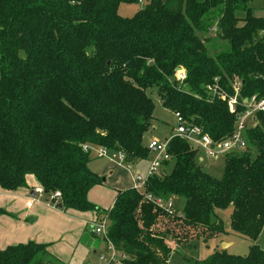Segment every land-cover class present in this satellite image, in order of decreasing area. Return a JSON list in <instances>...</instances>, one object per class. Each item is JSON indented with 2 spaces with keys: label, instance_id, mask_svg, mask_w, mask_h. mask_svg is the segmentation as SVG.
<instances>
[{
  "label": "trees",
  "instance_id": "trees-1",
  "mask_svg": "<svg viewBox=\"0 0 264 264\" xmlns=\"http://www.w3.org/2000/svg\"><path fill=\"white\" fill-rule=\"evenodd\" d=\"M140 1L132 17L119 16L120 5ZM249 1L0 0V189H25L32 176L45 196L60 194L56 207L99 217L105 212L87 200L102 183L88 167L91 149L120 154L124 165L147 160L153 89L187 124L214 141L229 138L236 115L207 88L228 99L239 84V105L264 96V17ZM216 22V38L227 47L210 55L200 35ZM179 68L182 84L174 79ZM256 121L245 132L246 150L225 156L219 180L186 142L172 139L163 163L169 170L149 177L146 192L183 199L182 215L168 216L134 189L119 192L106 212L108 238L127 259L113 264H167V240L178 248L218 237L224 230L216 212L230 207V231L256 241L264 228V113ZM47 259L48 245L33 242L0 251V264H51ZM196 264H264V250L216 251Z\"/></svg>",
  "mask_w": 264,
  "mask_h": 264
},
{
  "label": "rangeland",
  "instance_id": "rangeland-1",
  "mask_svg": "<svg viewBox=\"0 0 264 264\" xmlns=\"http://www.w3.org/2000/svg\"><path fill=\"white\" fill-rule=\"evenodd\" d=\"M143 6V2L136 5L122 4L118 8V14L123 18H130ZM249 8L254 11L256 16H262L264 12V0H250ZM239 16L242 17V13H240ZM200 37H202L203 40L208 39L207 48L210 55L222 52L227 47L225 42L216 38V34L209 32L208 34L200 35ZM149 96L154 104V113L151 127L143 139V145L145 147L152 140L164 142L177 128L174 114L161 106L155 89L152 90ZM190 149L194 150L191 147ZM250 151L251 155L254 157L256 154L255 150L250 149ZM96 153L97 150L92 152V158L88 167L93 174L101 181L104 180V182L93 186L89 190L87 200L91 205L100 209L101 212L106 213L112 202L116 199L118 193L127 190V184L131 185V182L130 177L129 183L125 177L129 175L128 170L114 163L117 162L116 155L110 152L107 157L97 158ZM111 157L113 158V162L111 161ZM151 158L150 156L147 159L148 161L142 160L131 164L130 173L134 174L138 171L144 177L147 173L148 162ZM224 160L225 157L211 160L201 151H199L196 156V161L201 169L216 180L222 177ZM168 170L169 167L165 170L162 169L159 174ZM39 197H41L39 204H35L30 209L27 207L28 202L20 197L18 193L15 195L0 194V209L6 213L0 217V219H4L0 222L2 225L0 227L5 229V231H15L17 235H32L34 240L28 242L48 245L50 255L53 254L59 258L58 263V261L54 262L49 256L47 262L51 261V264H68L67 261L70 258L71 260L73 259L70 264H76L75 260L78 258L81 259L80 264H94L92 261H89L92 257L88 252V245L93 242L103 243V241L91 236V230L88 226L86 230H84L82 223L78 220H85L86 217H76L73 215V212H70L71 210H51L45 206V204L48 203V197L45 195H40ZM183 206V199H174L172 211L175 216L178 217L182 215ZM32 213H36V215H32ZM231 213V207L224 211L216 212L217 217L222 222L224 230L223 234H220L218 237L211 239L200 238L199 240L188 242V245H181L178 248L174 242L167 240L166 243L170 249L167 264H196L197 262L205 260L216 251H225L227 254L234 256H246L252 245H257L264 250V228L259 234L258 239L254 242L237 236L233 234L229 228ZM31 218H36V221L30 222ZM101 245L103 246L100 255H106L107 250L104 243Z\"/></svg>",
  "mask_w": 264,
  "mask_h": 264
},
{
  "label": "built area",
  "instance_id": "built-area-1",
  "mask_svg": "<svg viewBox=\"0 0 264 264\" xmlns=\"http://www.w3.org/2000/svg\"><path fill=\"white\" fill-rule=\"evenodd\" d=\"M262 17H264V12L262 13ZM217 31L218 29L216 22L210 27L209 32L216 34ZM174 79L178 84H182L185 80V72L180 68L176 69ZM239 86L240 85L237 83L232 86L234 91V97L228 99L224 93L218 91V88L216 86L207 88L208 92L212 93L213 95H217L222 100H226L229 113L236 115L235 129L229 138L219 142L214 141L208 135L204 134L201 128L187 124L179 113H174L177 128L170 135V137H168V139L164 142L152 140L147 144V150L150 152V154L153 153L154 156L148 162L147 173L144 177L138 171L133 174V189L142 194L147 202L153 204L158 209L164 211L168 216L174 215L172 211L173 201H164L151 196L149 193L146 192V181L149 177L159 175V173L163 169V163L170 160V157L167 154L166 150L169 142L172 139H181L182 141L186 142L197 153L201 151L206 155L207 158L211 160H217L220 157H225L229 154L242 153L246 150L247 143L245 139V132L248 128H253L256 126V115L264 113V96H253L250 99H244L241 101V105H239L237 100ZM239 108H241L240 111ZM107 156V150L97 149V158H104ZM116 157L118 163L123 165L127 170H131V165H124V158L122 155L117 154ZM33 194L34 197L40 195L43 196L44 192L41 188H36L33 190ZM47 197L49 206L57 208L56 204L60 200V194L56 192ZM35 201V198H30L27 207L30 208L31 204ZM88 226L91 230V233L95 237L103 241L107 250L106 255L99 254L97 256V260L94 264H113L127 259L125 255L115 251L109 241V222L107 213H101V215L99 217H96L91 223H89Z\"/></svg>",
  "mask_w": 264,
  "mask_h": 264
},
{
  "label": "crops",
  "instance_id": "crops-1",
  "mask_svg": "<svg viewBox=\"0 0 264 264\" xmlns=\"http://www.w3.org/2000/svg\"><path fill=\"white\" fill-rule=\"evenodd\" d=\"M97 150L96 148L95 149H92L91 151V154L93 151ZM110 152H108V155H109ZM112 153V152H111ZM114 155H116L115 153H113ZM151 157H153V153L150 154ZM149 156V157H150ZM109 161H110V158H109ZM111 161L113 162V158L111 157ZM122 167H124L123 165H121L120 163L118 162H114ZM127 170V169H126ZM129 175H126V179L128 180V183H129V177H130V182H131V185L130 184H127V190L128 189H133L134 188V180H133V173H130L131 171H129ZM119 181V180H118ZM104 182V180H103ZM116 184V183H115ZM26 185H27V188L25 189H21L17 192H5L3 190L0 189V194H19L20 197H22L23 199H25L27 202H29V199L30 198H35V202L31 204L30 206V209L35 205V204H39V200L41 197L39 196H35L34 197V194H33V190L36 189V188H39L36 180L32 177V176H27L26 177ZM114 201L112 202L111 206L108 208V210L111 209L112 205H113ZM45 206L47 208H50L51 210H58L57 208L56 209H53V207L49 206L48 203L45 204ZM70 212H73V211H70ZM32 215H36V213H32ZM73 215H75L76 217H86L85 220H78L79 222L82 223L83 227H84V230H86L87 226L89 225V223H91L95 218V214L94 213H76V212H73ZM72 218V217H71ZM79 219V218H77ZM4 220V219H3ZM2 219H0V222L3 221ZM35 221H36V218H35ZM0 226H2L0 224ZM89 227V226H88ZM91 236H93L94 238L96 239H99L97 237H95L91 232H90ZM83 235V234H82ZM27 239V240H26ZM34 240L33 236L28 234L27 236L25 235H17L15 233V231H10V230H7L5 231V229H2L0 227V251L6 249L7 247L9 246H15L17 244H25L27 243L28 241H32ZM103 243H96V242H93V243H90L88 245V252L91 254V257L92 259H90L89 261H92V263H95L94 261H96L97 259V256L100 254L101 252V249H102V246L101 245ZM48 254L49 256L54 260V262H57L59 263V258L54 256L53 254L50 255V252H49V248H48ZM73 260V259H72ZM72 260L71 258L67 261L68 264L72 263ZM65 261V260H64ZM80 261L81 259H76L75 260V263L76 264H80Z\"/></svg>",
  "mask_w": 264,
  "mask_h": 264
},
{
  "label": "water",
  "instance_id": "water-1",
  "mask_svg": "<svg viewBox=\"0 0 264 264\" xmlns=\"http://www.w3.org/2000/svg\"><path fill=\"white\" fill-rule=\"evenodd\" d=\"M102 182H103V180H102ZM62 208V206L61 205H57V209H61ZM35 221V219H30V222H34ZM222 249H224V248H222Z\"/></svg>",
  "mask_w": 264,
  "mask_h": 264
}]
</instances>
